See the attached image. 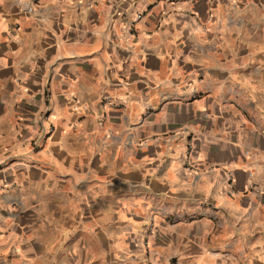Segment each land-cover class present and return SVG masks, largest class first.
Wrapping results in <instances>:
<instances>
[{
    "label": "crops",
    "instance_id": "1",
    "mask_svg": "<svg viewBox=\"0 0 264 264\" xmlns=\"http://www.w3.org/2000/svg\"><path fill=\"white\" fill-rule=\"evenodd\" d=\"M0 264H264V0H0Z\"/></svg>",
    "mask_w": 264,
    "mask_h": 264
},
{
    "label": "built area",
    "instance_id": "2",
    "mask_svg": "<svg viewBox=\"0 0 264 264\" xmlns=\"http://www.w3.org/2000/svg\"><path fill=\"white\" fill-rule=\"evenodd\" d=\"M49 116H50V112H49V110H47L46 113L41 116V123L45 124V122L48 120ZM51 131H52L51 123H49L47 128L46 127L44 128V126L42 125L41 131H40L41 134L37 135L32 140V149L33 150H39L43 145L44 139L51 133Z\"/></svg>",
    "mask_w": 264,
    "mask_h": 264
}]
</instances>
